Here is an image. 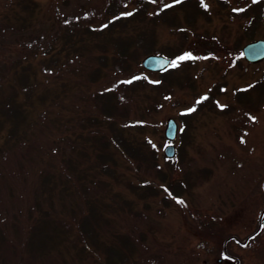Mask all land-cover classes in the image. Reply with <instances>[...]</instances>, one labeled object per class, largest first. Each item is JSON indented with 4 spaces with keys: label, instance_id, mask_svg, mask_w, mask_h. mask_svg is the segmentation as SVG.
I'll return each instance as SVG.
<instances>
[{
    "label": "rangeland",
    "instance_id": "1",
    "mask_svg": "<svg viewBox=\"0 0 264 264\" xmlns=\"http://www.w3.org/2000/svg\"><path fill=\"white\" fill-rule=\"evenodd\" d=\"M256 39L264 0H0V264H264Z\"/></svg>",
    "mask_w": 264,
    "mask_h": 264
},
{
    "label": "water",
    "instance_id": "2",
    "mask_svg": "<svg viewBox=\"0 0 264 264\" xmlns=\"http://www.w3.org/2000/svg\"><path fill=\"white\" fill-rule=\"evenodd\" d=\"M245 60L249 63H258L264 60V40L259 39L246 44L242 49ZM172 59L163 55L151 54L146 56L142 61V66L146 70L154 72L166 71L172 63ZM178 125L177 122L170 118L167 121L165 129V137L168 141L173 142L177 138ZM176 148L173 144L165 147V155L167 158H173Z\"/></svg>",
    "mask_w": 264,
    "mask_h": 264
},
{
    "label": "flooded vegetation",
    "instance_id": "3",
    "mask_svg": "<svg viewBox=\"0 0 264 264\" xmlns=\"http://www.w3.org/2000/svg\"><path fill=\"white\" fill-rule=\"evenodd\" d=\"M263 189H264V183H263ZM263 220H264V210L262 211V213L259 215V218H258V227L257 229L250 235L248 236L244 242H242L241 244L244 245L245 247H247L251 240H253L256 236H258V234L264 229V225H263ZM230 241L232 240H236V238L233 237H230L229 238ZM228 242V241H227ZM225 254L227 257H229L230 259H235V257H233L234 255H231L228 253V251L225 250ZM239 260H237L236 258V262L237 264H239L238 262Z\"/></svg>",
    "mask_w": 264,
    "mask_h": 264
},
{
    "label": "snow or ice",
    "instance_id": "4",
    "mask_svg": "<svg viewBox=\"0 0 264 264\" xmlns=\"http://www.w3.org/2000/svg\"><path fill=\"white\" fill-rule=\"evenodd\" d=\"M180 2V0H176V3H179ZM202 2H203V0H202ZM168 5H166V7H167ZM206 6V5H205ZM128 15H131V13H128ZM191 57L190 56H188V57H181L180 59H190ZM172 66L173 67H176L177 66V63H176V61H173L172 62ZM129 83H130V81H129ZM202 99H207V97H203ZM197 103H200V101H197ZM189 111H195V108H192V109H189ZM243 142V141H242ZM181 203H182V201H181Z\"/></svg>",
    "mask_w": 264,
    "mask_h": 264
}]
</instances>
